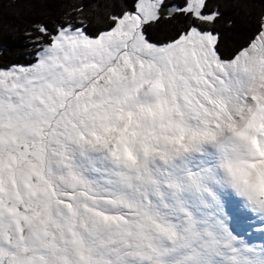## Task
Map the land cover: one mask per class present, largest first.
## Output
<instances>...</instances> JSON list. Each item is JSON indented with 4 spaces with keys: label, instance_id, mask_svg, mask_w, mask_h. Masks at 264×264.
<instances>
[{
    "label": "snow or ice",
    "instance_id": "1",
    "mask_svg": "<svg viewBox=\"0 0 264 264\" xmlns=\"http://www.w3.org/2000/svg\"><path fill=\"white\" fill-rule=\"evenodd\" d=\"M97 7L0 67V264H264V13L225 56L209 0Z\"/></svg>",
    "mask_w": 264,
    "mask_h": 264
},
{
    "label": "trees",
    "instance_id": "2",
    "mask_svg": "<svg viewBox=\"0 0 264 264\" xmlns=\"http://www.w3.org/2000/svg\"><path fill=\"white\" fill-rule=\"evenodd\" d=\"M125 0H0V67L26 64L31 60L30 34L37 24L50 28L66 14L87 16L93 29L104 26L105 14L97 4L115 5L117 10ZM180 0H166L169 5ZM210 8L218 5L223 17L207 27L220 33V50L227 56L249 36L255 17L264 13V0H209ZM83 6V13L75 9ZM177 20H161L152 29V38L163 40L180 27Z\"/></svg>",
    "mask_w": 264,
    "mask_h": 264
},
{
    "label": "rangeland",
    "instance_id": "3",
    "mask_svg": "<svg viewBox=\"0 0 264 264\" xmlns=\"http://www.w3.org/2000/svg\"><path fill=\"white\" fill-rule=\"evenodd\" d=\"M242 223V222H241Z\"/></svg>",
    "mask_w": 264,
    "mask_h": 264
},
{
    "label": "water",
    "instance_id": "4",
    "mask_svg": "<svg viewBox=\"0 0 264 264\" xmlns=\"http://www.w3.org/2000/svg\"><path fill=\"white\" fill-rule=\"evenodd\" d=\"M173 5V4H172Z\"/></svg>",
    "mask_w": 264,
    "mask_h": 264
}]
</instances>
